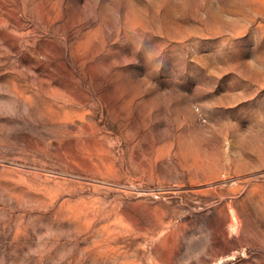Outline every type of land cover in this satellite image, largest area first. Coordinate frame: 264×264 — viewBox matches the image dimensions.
Returning <instances> with one entry per match:
<instances>
[{"label": "rangeland", "instance_id": "1", "mask_svg": "<svg viewBox=\"0 0 264 264\" xmlns=\"http://www.w3.org/2000/svg\"><path fill=\"white\" fill-rule=\"evenodd\" d=\"M0 264H264V0H0Z\"/></svg>", "mask_w": 264, "mask_h": 264}]
</instances>
